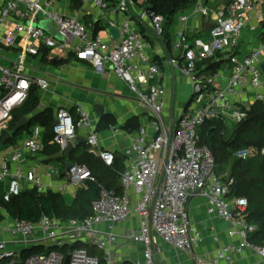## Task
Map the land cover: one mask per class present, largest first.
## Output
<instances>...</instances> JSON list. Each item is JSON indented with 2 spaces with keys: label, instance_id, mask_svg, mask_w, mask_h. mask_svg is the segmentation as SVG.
<instances>
[{
  "label": "built area",
  "instance_id": "2783aa9c",
  "mask_svg": "<svg viewBox=\"0 0 264 264\" xmlns=\"http://www.w3.org/2000/svg\"><path fill=\"white\" fill-rule=\"evenodd\" d=\"M98 11L108 7L107 0H85ZM146 0H137L143 4ZM186 22L191 17L210 19L208 39L189 41L185 30L176 34L174 46L179 55L169 58L168 64L184 75L191 84V101L177 119L166 118L165 88L158 84L160 66L147 53L142 33L127 17L117 26V43L104 41L93 35L88 26L75 16L54 8V0H4L0 6V136L7 129L15 108L23 105L29 90L36 82L47 87V80L35 78L28 71V59L40 54V49L53 48L57 39L38 25L51 22L64 45L78 59L98 66L110 64L113 74L125 82L136 94L139 104L149 114L147 124L140 125L132 142L123 152L124 169L120 175V193L99 186V196L92 202V213L82 221H61L42 215L36 222L5 217L0 222V264H100V258L90 253L95 248L102 253L103 264H117L121 241L141 246L140 257L130 264H157L159 241L175 250L191 253L203 241L201 233L189 220L188 200L196 195L206 199V212L230 224L228 235L239 239L237 245H222L207 264H238L235 254L250 248L264 259V246L252 244L248 235L255 225L247 222V200L229 197L233 178L223 180L216 173V161L211 149L200 143L198 128L209 119L224 123H240L247 118L252 103H238L244 87L258 90L264 85V0H227L212 11L204 0H191ZM133 0H120L117 10L129 13ZM138 21L148 25L159 37L163 16L141 5ZM254 22L256 44L241 53L243 30ZM217 53L227 62L230 75L223 84L217 73H205L202 63ZM254 101L264 102V91H257ZM77 130H87L86 144L106 165H112L116 155L98 149V137L93 118L83 105L73 110L59 108L52 124V142L63 152L73 141ZM43 149L41 129L35 125L30 135L8 154L11 162H18L24 154H38ZM264 153V150H262ZM249 151L237 150L234 155L246 159ZM47 174L59 169L46 164ZM67 184L78 187L95 177L85 164L73 163L67 172ZM8 181L2 193L4 199L23 190L30 182L43 192L41 180L32 171H11L0 161V182ZM132 214L137 225L122 235L114 232V225L126 221ZM215 241L218 237H213Z\"/></svg>",
  "mask_w": 264,
  "mask_h": 264
},
{
  "label": "crops",
  "instance_id": "0c3cea01",
  "mask_svg": "<svg viewBox=\"0 0 264 264\" xmlns=\"http://www.w3.org/2000/svg\"><path fill=\"white\" fill-rule=\"evenodd\" d=\"M133 1L136 4L130 5V12L127 14L117 10L120 0H107L108 7L101 12L85 0H54V8L66 15L75 16L88 26L93 35H98L104 41L112 44H116L118 41L113 39L108 32L110 21L114 20L118 26L123 18H129L145 38L149 58L154 62L160 63L162 67L157 82L166 91L164 116L177 119L191 101L192 88L188 79L168 64L169 58H175L180 53L174 46L176 34L181 30H185L189 35L190 42L195 39L206 41L208 39L209 25H211L210 19L197 16L189 18L185 23L181 22L180 17L190 11L191 4L177 11L171 22L163 26L161 35L156 37L148 25H143L138 21L137 16L142 4L137 2V0ZM3 3L4 0H0V6ZM204 3L212 11H216L217 8L224 6L227 0H204ZM49 26L47 25V27ZM46 31L51 34L48 30ZM244 31L245 37L240 44L241 53L256 44L254 37L256 27H254L253 21ZM54 38L57 39V43L53 48L42 47L38 56L28 59L29 73L35 78L46 79L47 87L41 88L36 82H33L31 88H36L38 103L35 110L25 115V117L29 122L33 115L48 111L51 113L52 125L59 108L73 110L76 104H81L89 110L93 118L98 137V149L113 151L116 158L123 161L121 159V157L123 158V152L130 145L138 130H129L124 125L134 118L138 121V127L147 124L150 118L149 114L137 102L135 92L113 74L109 63L103 62L95 66L89 61L78 59L74 52L62 43L61 39L55 36ZM218 59L215 58L214 60L218 61ZM202 71L205 73L216 72L219 81L224 84L230 75V66L225 56L224 60L216 68L206 69L205 65ZM257 91H264V85ZM257 91L244 87L241 95L236 97L235 100L238 103H253ZM96 105L103 107V112L99 116L95 112ZM102 115L112 116L115 123L104 129L97 130L96 127ZM35 125L40 127L41 138L43 137L45 128L40 122L29 126L27 130L21 128L12 135L9 142L0 144V161H3L11 171L16 169H20L23 172L32 171L40 178L44 191L62 192L65 201L70 204L78 188L82 185L74 187L67 184V175L62 173L64 162L67 161L66 158L63 157L62 159L63 165L61 161L45 162L41 152L35 155L24 154L18 162H11L8 158L13 146L21 144L30 135L32 127ZM87 134V130H77L76 132L77 136L84 139ZM49 143H53L52 140ZM76 146L77 144L74 143V148ZM78 152L82 151L78 150ZM46 164L54 165V167L59 169V173L48 175ZM32 187L33 184L30 182L23 183V189ZM7 188V180L0 182V194L5 192ZM187 212L190 222L201 233L203 241L191 253L175 250L159 241L160 252L156 255L157 264H207L214 258L218 247L222 245H237L239 243L238 238L228 235L230 228L228 222L206 212V199L204 197L199 195L191 197L187 203ZM6 217L10 218L9 216ZM137 222V216L132 214L126 221L114 225V232L117 235H122L126 230L135 227ZM215 236L218 237L217 241L213 238ZM140 254V245L121 241L116 256V263L131 262L139 258ZM235 258L238 264H264V259L250 248H244L241 252L236 253ZM218 264L228 263L219 261Z\"/></svg>",
  "mask_w": 264,
  "mask_h": 264
},
{
  "label": "trees",
  "instance_id": "16d2710c",
  "mask_svg": "<svg viewBox=\"0 0 264 264\" xmlns=\"http://www.w3.org/2000/svg\"><path fill=\"white\" fill-rule=\"evenodd\" d=\"M192 4L191 0H146L142 5L152 9L164 18L163 26L171 22L174 14ZM215 58H219L215 61ZM214 60V61H213ZM224 58L217 53L202 63L206 69H214ZM160 66V63H158ZM160 69L162 67L160 66ZM36 88L29 90L26 102L12 112V121L7 130H11L16 121L35 110L37 106ZM51 113L44 111L33 115L23 130L40 122L44 125L42 137L43 149L40 151L45 162H60L63 165V157L51 159L50 156L57 153L59 147L56 143H49L52 138ZM115 120L110 115H102L96 129H104L113 125ZM129 130L138 129V121L134 118L124 125ZM225 123L219 119L206 120L197 130L200 143L206 144L215 157L216 167L224 172L228 165V173L217 172L223 180L233 178L229 197H244L247 200L245 218L247 222L255 225V230L248 235V241L252 244L264 246V102L254 101L250 105L247 118L240 123L233 124L228 136H225ZM3 135V134H2ZM0 136V138L2 137ZM9 142V141H8ZM86 143L77 144L66 160L72 163L85 164L95 177V182L85 181L78 188L72 202L68 204L64 195L59 191L47 190L40 192L35 187L23 189L7 200L0 194V222L5 218L3 210L12 219H25L36 222L42 215L56 218L61 221L74 219L82 221L92 213V202L99 196V186L113 189L120 193V175L124 169V163L115 158L112 165H106L98 156L89 151ZM245 148L249 151L246 159L238 158L234 153ZM82 151L79 158L72 161L74 153ZM225 167V168H224ZM91 254H96L103 264L101 251L90 248ZM122 264H130L124 261Z\"/></svg>",
  "mask_w": 264,
  "mask_h": 264
},
{
  "label": "water",
  "instance_id": "95a60500",
  "mask_svg": "<svg viewBox=\"0 0 264 264\" xmlns=\"http://www.w3.org/2000/svg\"><path fill=\"white\" fill-rule=\"evenodd\" d=\"M38 25L40 27H42L43 29L48 30L52 35H54L55 37H57V38L60 39V36L56 33V31L53 28V26H52V24H51L50 21H48V20H42V21H40L38 23ZM47 25L48 26L50 25V26L47 27ZM210 26L211 25H209V27ZM108 32H109V34L111 35V37L113 39H117L119 37V31H118V28L117 27H113V26L109 27ZM228 58H229V55L226 56V59H228ZM261 69L264 72V63L261 64ZM95 112H96V114L98 116L101 115L102 112H103V107L101 105H96ZM27 124H28V119L25 116L20 117L16 121V123L14 124V126H13V128H12L11 131H9V130H5L4 131L3 136L0 139V144L7 143L11 139L12 135H14L15 133H17L21 128H23ZM84 142H85V139L84 138L76 135L73 141H69L67 143V146H66V148H65V150L63 152L59 151V152L53 154L50 157H51V159H57V158H62V157L68 158L69 155H70V153H71V151L74 148V143L75 144H80V143H84ZM121 159H123V158L121 157ZM72 164L73 163L71 161H69V160L65 161L64 162V166H63L62 173L68 175L67 174L68 169H69V167ZM67 263H68V257H66L65 260H64V264H67Z\"/></svg>",
  "mask_w": 264,
  "mask_h": 264
},
{
  "label": "rangeland",
  "instance_id": "374dc122",
  "mask_svg": "<svg viewBox=\"0 0 264 264\" xmlns=\"http://www.w3.org/2000/svg\"><path fill=\"white\" fill-rule=\"evenodd\" d=\"M244 30H243V37L242 38H244L245 37V34H244ZM50 36H53L54 37V35H51V34H49ZM137 102H138V100H137ZM139 103V102H138ZM12 121V118H11V120H10V122ZM9 122V123H10ZM232 127H233V123H231V122H229V121H226L225 122V136H228L229 134H230V131H231V129H232ZM80 155H81V152H76V153H74V157L72 158V161H75L77 158H79L80 157ZM220 166H218L217 165V167H216V173L218 172H222V171H220ZM225 168V167H224ZM217 173V174H218ZM223 174H227L228 173V165L226 166V169L224 170V172H222ZM2 211V213L5 215V217L6 216H8L3 210H1Z\"/></svg>",
  "mask_w": 264,
  "mask_h": 264
}]
</instances>
